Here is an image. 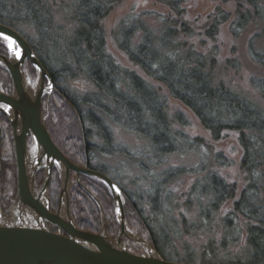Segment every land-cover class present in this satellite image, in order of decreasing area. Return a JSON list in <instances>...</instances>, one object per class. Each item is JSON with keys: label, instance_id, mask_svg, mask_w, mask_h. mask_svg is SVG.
Masks as SVG:
<instances>
[{"label": "trees", "instance_id": "16d2710c", "mask_svg": "<svg viewBox=\"0 0 264 264\" xmlns=\"http://www.w3.org/2000/svg\"><path fill=\"white\" fill-rule=\"evenodd\" d=\"M123 1L73 0L63 7L70 21L77 24L70 34L56 23L44 0H4L0 7V23L17 29L29 41L54 83V89L43 101L54 141L72 161L111 177L110 171L98 164L101 156L121 153L134 161L144 159L145 163L139 164L148 181L144 190H124L118 179L112 178L123 191L130 229L149 241L164 259L195 263V255L188 251L186 260H177L173 242L180 240L183 233L209 232L220 212L231 203V210L221 218V247L228 250L245 242V250L227 264H264V105L229 87L215 74V55L208 56L187 41L194 36V30L184 20L187 0H159L173 14L164 18L161 32L141 20L122 23L117 36L119 48L147 77L164 85L173 98L191 109L215 141L229 132L239 135L246 185L237 196L235 185L211 168L228 167L231 162L227 157L222 152L212 154L204 139L176 130L167 111V97L135 71L120 66L107 52L103 22ZM234 1L235 18L231 12L217 8L205 35L215 41L221 26L230 21L236 38L251 24L262 25L250 39L248 53L264 67V0ZM21 25L33 28L36 43L19 28ZM139 33L140 41L134 44ZM0 54L9 56L3 40ZM25 69L31 81H37L38 70L30 61ZM82 78L93 85V91L79 95L64 87L67 81ZM251 85L264 99V78H251ZM0 87L9 95L14 92L12 77L1 64ZM177 120L185 123L181 114ZM113 125L144 139L148 152L130 156L126 148L116 144ZM0 127V207L10 217L18 199L17 159L11 123L1 113ZM28 144L34 147L32 136L28 137ZM188 153L198 157L192 166L151 173L152 169H160L169 156ZM188 175L197 178L180 204L173 186ZM45 176L46 169L42 168L36 175L37 187H43ZM80 179V184L75 181L71 193L73 222L78 229L94 234H100L105 227L108 237L117 240L121 228L111 190L89 176L82 174ZM60 191L61 173L56 166L50 188L53 213L58 212ZM180 209H196L197 221L188 223L183 213L181 220L176 218ZM210 262L203 261L217 264Z\"/></svg>", "mask_w": 264, "mask_h": 264}, {"label": "rangeland", "instance_id": "374dc122", "mask_svg": "<svg viewBox=\"0 0 264 264\" xmlns=\"http://www.w3.org/2000/svg\"><path fill=\"white\" fill-rule=\"evenodd\" d=\"M44 1L51 7L58 25L63 26L65 31L69 34L71 31L75 30L77 24L71 22L68 14L63 11V7L70 4L73 0ZM3 3L4 0H0V7ZM219 7L231 12L233 19L235 18L237 3L234 0L186 1L184 20L189 23L194 30V36L188 38L187 41L193 44L197 50L203 52L204 54L208 56L215 55L214 57L218 60V64L215 67V74L229 87L237 92L248 95L257 103L264 105V99L261 94L251 85V78H264V67L256 64L248 53L249 41L253 35L262 28V25L251 24V26L239 38H236L231 33L230 21L221 26L216 40L212 41L206 37L205 32L212 21V15ZM169 17H173L170 8L159 0L123 1L115 7L109 17L103 22L106 33L107 52L114 57L120 66L135 71L144 79H147L160 91L162 95L167 97V111L176 130H181L192 138L204 139L206 144L210 147L212 154L215 155L222 152L227 157L229 162H231L228 167L213 165L211 168L221 177L226 179L227 182L235 185L237 192L236 195L238 196L246 185L245 174L241 169L243 150L239 143V135L235 132H229L222 140L215 141L210 131L202 125L199 118L191 109L179 100L173 98L164 85L147 77L141 68L136 66L129 59L128 55L119 48L117 36L124 21L130 19L141 20L150 28L156 30L157 32H161L164 18ZM19 28L27 34L30 40H33L34 43H36L37 36L31 26L21 25ZM140 38L141 33H139L135 38L134 44H138ZM33 84L36 88L37 81L33 82ZM64 87L79 95H84L94 90L93 85L83 78L67 81L64 84ZM178 114H181L184 117V124L177 120ZM112 128L116 144L126 148L129 151L130 156H142L148 152V149H145L147 146L144 139L119 126L113 125ZM34 151L35 149L31 148L32 155L34 154ZM134 160L135 159L130 158L128 155L126 156L119 153L114 154L113 156H101L98 164L107 168L112 177L115 176L118 179L117 181L122 185L124 190L135 193L139 188L144 190L148 181H146L147 176L144 174V171H142L139 165L140 163H145L144 159L141 157L138 161ZM197 160L198 157L192 153H188L186 155L174 154L168 157V161L160 169H152L151 173L157 174L158 172L170 168L192 166L197 162ZM196 178L197 177L195 176L188 175L179 178L175 182L173 188L175 189L176 196L180 199V204L184 203L186 199L185 194L188 192ZM75 179L76 176H74V181ZM38 188L39 187H37L35 183V191L37 194L41 192L43 187L40 186V188ZM230 210L231 203L220 212L209 232L198 230L188 234L183 233L181 239L173 242L172 245L174 252H176V255L174 254L175 258L177 260H186L187 251L195 255V263L198 264H204V259L211 261L210 263L221 264V262H224L227 264L230 260H235L237 257H240L242 252L245 250V242H242V244H239L238 246H233L228 250H224L221 247V218ZM182 213L188 220V223L192 224L197 221L198 213L196 209H192L191 211L180 209L176 214V218L181 220L180 217ZM15 218V209H13L9 219L14 220ZM124 242H126V240H124ZM127 242L134 251H143L140 246L132 244L129 241Z\"/></svg>", "mask_w": 264, "mask_h": 264}, {"label": "water", "instance_id": "95a60500", "mask_svg": "<svg viewBox=\"0 0 264 264\" xmlns=\"http://www.w3.org/2000/svg\"><path fill=\"white\" fill-rule=\"evenodd\" d=\"M0 32L15 39L20 49L19 59L11 51L9 56L0 54V64L9 71L14 85L12 95L0 87V113L13 129L19 180L14 207L16 218L9 219L0 208L5 220L0 223V264H198L164 259L149 241L130 229L123 191L118 183L105 173L75 163L56 145L43 111V99L52 92L54 83L29 41L17 29L0 23ZM28 61L38 70L36 88L25 69ZM29 136L34 140L33 155L28 144ZM1 139L0 127V143ZM30 159L34 164L29 169ZM56 166L61 173V191L58 212L53 213L50 185ZM1 168L0 152V172ZM42 168L46 169V176L43 188L37 194L36 175ZM82 174L104 183L111 190L121 228L117 240L108 237L105 227L100 234H94L78 229L73 222L71 193L74 176L80 183ZM62 231L68 237L63 236ZM124 240L140 246L143 251H134Z\"/></svg>", "mask_w": 264, "mask_h": 264}, {"label": "snow or ice", "instance_id": "6c2138e0", "mask_svg": "<svg viewBox=\"0 0 264 264\" xmlns=\"http://www.w3.org/2000/svg\"><path fill=\"white\" fill-rule=\"evenodd\" d=\"M0 40H3L5 43L6 48L13 53V55L19 59L20 58V49L19 45L17 44L16 40L13 39L11 36L6 35L3 32H0ZM6 108V106H5ZM7 110V109H6ZM117 191H119L117 189Z\"/></svg>", "mask_w": 264, "mask_h": 264}, {"label": "bare ground", "instance_id": "6f19581e", "mask_svg": "<svg viewBox=\"0 0 264 264\" xmlns=\"http://www.w3.org/2000/svg\"><path fill=\"white\" fill-rule=\"evenodd\" d=\"M45 98V97H44ZM43 101H44V99H43ZM43 111H44V108H43ZM44 114H45V112H44ZM45 116H46V118H48L47 117V115L45 114ZM50 131V130H49ZM51 134V133H50ZM13 135H14V133H13ZM52 136V135H51ZM53 138V137H52ZM14 140H15V137H14ZM30 147V146H29ZM31 149V148H30ZM0 152H1V147H0ZM35 152V151H34ZM15 154H16V148H15ZM76 163V162H75ZM33 159H30L29 161H28V168L30 169L32 166H33ZM107 175V174H106ZM17 176H18V165H17ZM109 176V175H108ZM109 177H111V176H109ZM112 178V177H111ZM113 179V178H112ZM114 180V179H113ZM75 181H76V179H75ZM75 181H74V184H75ZM77 182V181H76ZM18 187H19V180H18ZM18 191H19V188H18ZM0 223H5V220L3 219V217H2V215L0 214Z\"/></svg>", "mask_w": 264, "mask_h": 264}, {"label": "flooded vegetation", "instance_id": "af4514ba", "mask_svg": "<svg viewBox=\"0 0 264 264\" xmlns=\"http://www.w3.org/2000/svg\"><path fill=\"white\" fill-rule=\"evenodd\" d=\"M50 228L52 229L53 227L50 226ZM54 231H55V233H57L58 232L57 228H54ZM62 235L65 236V237H68V235L65 232H63V231H62ZM125 243H127V245H128V242L127 241Z\"/></svg>", "mask_w": 264, "mask_h": 264}]
</instances>
